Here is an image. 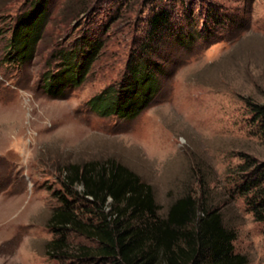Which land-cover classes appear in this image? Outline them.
Segmentation results:
<instances>
[{"label":"rangeland","instance_id":"obj_1","mask_svg":"<svg viewBox=\"0 0 264 264\" xmlns=\"http://www.w3.org/2000/svg\"><path fill=\"white\" fill-rule=\"evenodd\" d=\"M33 2L0 0V264H119L98 255L93 238L56 231L50 220L60 196L81 222L101 220L82 186L66 190L62 179L69 164L107 160L151 186L160 216L186 194L217 209L236 235L234 251L246 264H264V221L237 190L264 164L252 110L264 106V0H49L39 38L19 52L13 32ZM163 8L167 28L139 50L149 17ZM212 8L223 17L216 26L206 16ZM203 23L209 42L185 47L175 39L180 29L207 33ZM82 36L99 42V55L79 84L51 95L46 79L63 69L60 52ZM138 56L159 64L150 66L151 100L133 118L99 112L90 99L117 89ZM53 240L63 246L52 248Z\"/></svg>","mask_w":264,"mask_h":264},{"label":"trees","instance_id":"obj_2","mask_svg":"<svg viewBox=\"0 0 264 264\" xmlns=\"http://www.w3.org/2000/svg\"><path fill=\"white\" fill-rule=\"evenodd\" d=\"M48 1L34 0L31 9L19 17L12 37L17 51L25 50L30 37L34 43L39 38V28L46 15L44 6ZM208 15L213 26L223 19L216 8H212ZM170 16L169 11L163 8L149 17V37L140 44L139 50L145 51L151 40H159ZM204 28L207 33L205 30L189 29L185 32L180 29L174 37L185 47L201 37L209 42L212 33L203 23ZM99 46V42H91L82 36L71 50H62L64 67L46 79V91L57 96V92L64 91L68 84H79L99 55ZM138 57H132L127 64L128 75L117 89L108 87L90 99L93 106L97 104L100 107L99 112L133 118L149 102L156 91V80L151 76L150 66L158 70L159 64L149 58ZM252 110L264 134V106L252 104ZM246 176L237 190L248 196L246 198L256 219L264 221V164L253 166ZM62 185L66 190L81 185V197L98 208L101 220L97 224L81 222L70 201L60 196L62 207L50 218L53 228L62 231L70 227L93 238L100 245L97 247L100 256L114 258L119 264L247 263L244 254L234 251L236 235L224 224L220 211L201 206L195 197L186 194L174 200L166 214L160 216L151 186L114 160L69 164L64 171ZM107 208L108 212L105 211ZM61 242L53 240L50 246L62 247ZM87 250L80 249L81 256L89 255Z\"/></svg>","mask_w":264,"mask_h":264}]
</instances>
